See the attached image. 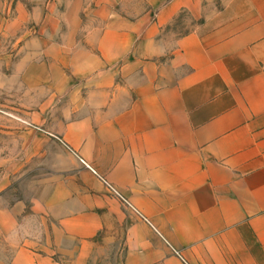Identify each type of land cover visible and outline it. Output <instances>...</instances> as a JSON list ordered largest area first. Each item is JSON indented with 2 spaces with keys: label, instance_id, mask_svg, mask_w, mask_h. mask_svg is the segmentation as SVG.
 Segmentation results:
<instances>
[{
  "label": "crops",
  "instance_id": "obj_1",
  "mask_svg": "<svg viewBox=\"0 0 264 264\" xmlns=\"http://www.w3.org/2000/svg\"><path fill=\"white\" fill-rule=\"evenodd\" d=\"M6 111L0 264H264V0H0Z\"/></svg>",
  "mask_w": 264,
  "mask_h": 264
},
{
  "label": "rangeland",
  "instance_id": "obj_2",
  "mask_svg": "<svg viewBox=\"0 0 264 264\" xmlns=\"http://www.w3.org/2000/svg\"><path fill=\"white\" fill-rule=\"evenodd\" d=\"M63 21V19H61ZM69 20H76V19H69ZM61 21V22H62ZM0 124L1 122H7L8 124L10 123H13L15 124L16 123V120H15V114L13 113H10L8 111H6V113L4 112H0ZM5 117V118H3ZM15 131H16V128L13 127H8V128H5L4 126H1L0 125V154H1V151L5 149V146H3V139H7V138H11V137H15ZM9 148H12L15 150V147L14 146H9Z\"/></svg>",
  "mask_w": 264,
  "mask_h": 264
}]
</instances>
